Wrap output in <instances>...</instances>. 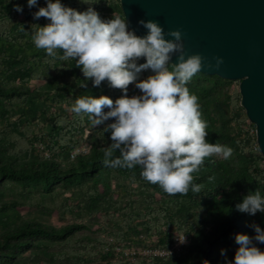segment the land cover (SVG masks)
Returning a JSON list of instances; mask_svg holds the SVG:
<instances>
[{
  "label": "trees",
  "instance_id": "16d2710c",
  "mask_svg": "<svg viewBox=\"0 0 264 264\" xmlns=\"http://www.w3.org/2000/svg\"><path fill=\"white\" fill-rule=\"evenodd\" d=\"M63 2L80 11L90 6L84 0ZM95 2L91 6L103 18H125L120 0ZM46 3L39 0L30 8L27 0H0V264H225V248L227 259H234L236 234L254 236V223L264 227V212L253 215L235 207L250 191L264 195V156L255 124L240 104V80L197 72L188 82L200 98L208 139L233 152L226 159L204 158L193 173L199 191L190 187L170 194L143 178L140 165L103 163L111 133L104 124L94 126L89 114L70 109L77 97L106 94L115 100L123 91L107 79L93 85L75 58L61 59L62 49L53 57L35 46L33 33L49 18L33 13ZM17 4L24 6L22 13ZM33 81L44 83L34 88ZM137 89L129 85L128 95ZM89 128V150L72 158ZM11 183L37 197L32 203L9 200ZM61 192L70 193L63 202L77 209L80 221L56 226L38 218L19 220V206L46 207ZM179 235L184 243L176 246ZM256 243L264 249V243ZM149 247L170 252L137 254L133 260L123 256L125 248Z\"/></svg>",
  "mask_w": 264,
  "mask_h": 264
},
{
  "label": "clouds",
  "instance_id": "9594fccd",
  "mask_svg": "<svg viewBox=\"0 0 264 264\" xmlns=\"http://www.w3.org/2000/svg\"><path fill=\"white\" fill-rule=\"evenodd\" d=\"M90 6L80 11L63 0H47L33 13L35 18L47 17L33 33L37 48L61 59L75 58L85 77L99 86L107 79L110 86L122 89L115 100L109 95L77 97L71 111L89 114L94 126L104 124L111 133L112 143L105 151V165L132 168L141 166V176L164 191L186 193L193 184V173L199 170L204 158L213 154L228 158L233 148L208 139L207 121L202 117L199 96L188 87V82L204 66L200 53L188 55L180 29L164 27L157 20L141 18L139 24L147 32L143 35L130 27V21L120 15L105 19L92 7L95 0H84ZM28 6L39 5V0H27ZM23 12L24 6L15 5ZM171 36L174 39L166 38ZM177 62L172 57L177 54ZM141 58L144 62H140ZM219 68L224 57L215 58ZM209 66L213 65L209 62ZM151 70L146 78H141ZM135 84L140 94L128 95L129 85ZM109 110H105V109ZM115 118L110 123H106ZM118 150L120 155L113 156ZM242 212L255 215L264 212V195L260 190L250 191L235 206ZM256 234H236L239 245L234 259L225 264H264V227L254 223Z\"/></svg>",
  "mask_w": 264,
  "mask_h": 264
},
{
  "label": "water",
  "instance_id": "95a60500",
  "mask_svg": "<svg viewBox=\"0 0 264 264\" xmlns=\"http://www.w3.org/2000/svg\"><path fill=\"white\" fill-rule=\"evenodd\" d=\"M120 1L125 18L138 34L147 32L139 24L141 18L159 21L166 33L178 28L186 53L205 57L198 72L240 80V104L255 124L264 156V0ZM177 56L173 55V62ZM217 56L224 57L219 68L214 66Z\"/></svg>",
  "mask_w": 264,
  "mask_h": 264
},
{
  "label": "rangeland",
  "instance_id": "374dc122",
  "mask_svg": "<svg viewBox=\"0 0 264 264\" xmlns=\"http://www.w3.org/2000/svg\"><path fill=\"white\" fill-rule=\"evenodd\" d=\"M44 83V81H33L32 82V87H39L40 85H42ZM140 92V89H137V91L134 93V95L138 94ZM91 134V130L90 128L86 130L85 134H84V138H85V143L84 145H82L81 147H79L76 151H74L71 155V157H75V155L77 153L80 152H87L88 149V136ZM11 187V191L8 194V199L9 200H18V201H22V202H31L32 200H34L37 194L33 191H31L28 188H23L19 185H16L14 183L10 184ZM70 193H60L59 195L55 196L53 199H48L47 200V206H49V208L46 207H39L36 204H30V205H26V206H19L18 209V215H19V220L22 219H33V218H38L40 220H42L45 223L48 224H53L56 226H62L64 224L67 223H71V222H75V221H80L81 219H77L79 217V215L77 214V209H72L69 210V208H67V205L64 201V198L66 196H69ZM33 196V197H32ZM37 197V196H36ZM78 199H74L72 200V203L74 205H76L78 203ZM63 202V204H62ZM76 208V207H75ZM183 237V235H179L176 238V242L181 243L179 241V239ZM184 243V242H183ZM180 245V244H179ZM178 246V245H177ZM154 250L157 248H153ZM150 250H152L151 247L149 248H144V249H124V258H128L133 260L135 258V256H137V254H141V255H149V254H154L153 252H150Z\"/></svg>",
  "mask_w": 264,
  "mask_h": 264
},
{
  "label": "built area",
  "instance_id": "2783aa9c",
  "mask_svg": "<svg viewBox=\"0 0 264 264\" xmlns=\"http://www.w3.org/2000/svg\"><path fill=\"white\" fill-rule=\"evenodd\" d=\"M179 241L181 242V243H177L176 242V246L177 245H179V244H182L183 242H184V236L183 237H181L180 239H179ZM150 252H153L154 254H158V255H165V254H168L170 251L169 250H165V249H152V250H150Z\"/></svg>",
  "mask_w": 264,
  "mask_h": 264
}]
</instances>
